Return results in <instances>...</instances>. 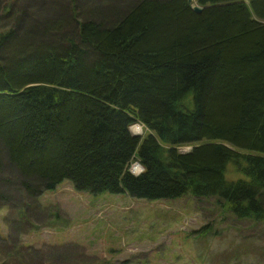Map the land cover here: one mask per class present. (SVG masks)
Returning <instances> with one entry per match:
<instances>
[{
	"label": "trees",
	"instance_id": "obj_1",
	"mask_svg": "<svg viewBox=\"0 0 264 264\" xmlns=\"http://www.w3.org/2000/svg\"><path fill=\"white\" fill-rule=\"evenodd\" d=\"M37 2L0 0V187L15 175L0 209L21 216L17 230L66 179L93 194L214 197L264 221V0H197L202 12L190 0H68L78 39L59 45L36 43L34 25L24 37L32 13L51 32L38 14L53 0ZM230 162L243 174L227 177ZM18 252L0 264H28L31 249Z\"/></svg>",
	"mask_w": 264,
	"mask_h": 264
},
{
	"label": "rangeland",
	"instance_id": "obj_2",
	"mask_svg": "<svg viewBox=\"0 0 264 264\" xmlns=\"http://www.w3.org/2000/svg\"><path fill=\"white\" fill-rule=\"evenodd\" d=\"M34 1L29 0L30 11L40 5ZM67 3L53 0L52 8L43 5L38 15L43 16L40 21L51 22L48 34L38 22L31 24L35 13L28 16L22 26L28 28L24 37H30V31L34 32L30 25H34L36 43L59 45L69 37L76 39L78 20ZM193 5H198L197 0ZM87 9H82L85 18H95ZM111 17L112 13L103 18ZM131 132L142 138L149 130L137 123ZM191 149V145L179 148L181 152ZM7 157L4 150L3 163ZM136 163L139 165L131 164V171L138 174L143 170H135ZM4 174L1 190L15 177L5 170ZM226 174L243 173L230 162ZM35 204L31 219L18 230L15 227L21 216L15 209H0V230L8 239L0 244V262L13 250L21 254L31 249L28 264H60L63 259L62 264H264V221L237 218L223 211L214 197L198 198L189 193L179 198L145 199L108 191L93 194L77 191L66 179Z\"/></svg>",
	"mask_w": 264,
	"mask_h": 264
},
{
	"label": "water",
	"instance_id": "obj_3",
	"mask_svg": "<svg viewBox=\"0 0 264 264\" xmlns=\"http://www.w3.org/2000/svg\"><path fill=\"white\" fill-rule=\"evenodd\" d=\"M190 2H193V0H190ZM194 9H195L196 12H202V10H203V8L201 6H199V5H195Z\"/></svg>",
	"mask_w": 264,
	"mask_h": 264
},
{
	"label": "bare ground",
	"instance_id": "obj_4",
	"mask_svg": "<svg viewBox=\"0 0 264 264\" xmlns=\"http://www.w3.org/2000/svg\"><path fill=\"white\" fill-rule=\"evenodd\" d=\"M137 129H138V128L136 127V132H137ZM134 168H135V170H137V169H140L141 166H139V165L136 163ZM134 172H135V171H134ZM136 172H137V171H136Z\"/></svg>",
	"mask_w": 264,
	"mask_h": 264
}]
</instances>
